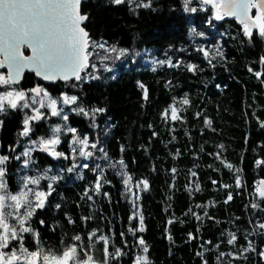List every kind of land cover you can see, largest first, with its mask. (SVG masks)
<instances>
[{"label":"trees","instance_id":"obj_1","mask_svg":"<svg viewBox=\"0 0 264 264\" xmlns=\"http://www.w3.org/2000/svg\"><path fill=\"white\" fill-rule=\"evenodd\" d=\"M145 3H83L90 42L104 45L89 48L83 79L43 85L25 75L27 91L40 86L53 97L78 98L64 108L67 127L77 132L59 134L57 150L69 158L36 151L24 171L27 141L50 137V126L32 122L25 137L28 111L1 114L8 189L19 191L28 173L44 176L45 192L52 185L45 209L37 208L30 220L45 250L59 251L76 235L87 247L95 232L109 237L110 252L120 250L108 264H264V198L258 190L264 180V37L254 30L249 38L243 25L215 20L211 9L185 11L184 0ZM113 48L128 54L114 64L103 60ZM148 59L175 66L152 67ZM80 107L87 115L74 111ZM96 108L104 111L93 115ZM84 136L97 148L90 158H73L72 137ZM249 242L254 251H244ZM24 243L37 247L30 234ZM103 246L96 241L91 252L97 261L104 259Z\"/></svg>","mask_w":264,"mask_h":264},{"label":"snow or ice","instance_id":"obj_2","mask_svg":"<svg viewBox=\"0 0 264 264\" xmlns=\"http://www.w3.org/2000/svg\"><path fill=\"white\" fill-rule=\"evenodd\" d=\"M123 2L124 0H114L116 4ZM80 3L81 0H0V68L7 67L8 70L7 75L0 72V85L17 84L26 68L33 70L37 76L44 80L83 79L80 73L89 66V57L92 55L89 48H103L104 45H96L90 42L88 32L81 27L87 16L80 14ZM190 3L191 0H184V10L195 12L196 8L188 7ZM200 3L212 8L215 20H223L226 16L236 17L243 25L246 36L251 38L253 30H256L261 37H264V0H200ZM150 6L151 0L143 4V7ZM253 10H255V14H253ZM26 49L30 51V55L25 54ZM111 51H119L120 55L125 53V50L122 49L113 48ZM261 59L264 61V57ZM158 63H168L170 66H175L171 65L170 60L158 61ZM191 67L194 68L195 66ZM261 75L260 72L256 73L257 77ZM28 92L35 94V96L41 94L49 96L48 107L51 116L60 117L64 121L68 120V115L63 113L62 108L58 110L57 100L51 98L46 90L36 86L29 89ZM35 96L30 97L23 90L5 91L0 94V113L5 110V100H7L10 108H27L29 104L25 101L34 100ZM145 98H147L146 91ZM77 99L76 96H64L62 101L64 104H68L69 102L75 103ZM183 103L187 104L188 100L185 99ZM41 107L44 105L41 104ZM34 111L35 115L25 117V128L21 135L28 136L32 131L28 126L30 121L45 118L39 109H34ZM74 111L87 115L82 107L74 109ZM102 111L104 109L96 108L92 110V114L95 115L96 112ZM171 118L173 120L178 119L175 107L172 108ZM51 131L53 134L49 138L41 137L39 141H32V143H38L42 151L48 152L54 157L69 158L65 156V153L55 151V146L61 142L57 135L61 132V125H56ZM67 131L76 133L77 129L68 127ZM72 143L74 145L78 143L81 157H92L91 151L86 152L84 150L86 146H89L87 136L75 137ZM90 147L95 149L97 144L92 143ZM99 150L104 151L102 147ZM72 151L76 153L77 148H73ZM22 155L28 156L29 152L26 151ZM106 156L105 153V158ZM16 158L19 159L20 157ZM7 160V156H0V264H108L109 257L115 258L121 254L119 249L115 253L110 252L109 237L97 236L95 232L88 237L89 244L87 247L83 244V238L76 235L72 238L73 243L63 244L59 251L51 248L45 250L39 233L31 227L30 220L36 208L44 207L47 197L53 191L52 185H48L47 192L34 191L28 185H38L39 179L25 177L23 178L22 189L12 193L4 180L6 169L2 167ZM24 163L27 166L28 161L25 160ZM119 163L123 165L124 162L121 160ZM75 167L87 168L88 164L73 165L67 171L71 172ZM193 175L195 174L193 173ZM50 179L55 181L57 177L53 176ZM143 183L147 186L146 181ZM100 186L99 181H97L96 188L99 189ZM260 195L264 198V191ZM30 197H34V199ZM253 207H257V205L254 204ZM140 222L142 225V218ZM259 227L264 229V224L259 225ZM140 230L142 231L143 228L141 227ZM25 234H30L36 242L35 250H29L25 246ZM230 237L228 243L233 244L236 236L231 233ZM96 241L103 242V261H97L91 254ZM139 243L145 244L143 239H140ZM249 250H255L252 248L251 242H249V247L244 249V251ZM143 251L147 252L148 248L145 246ZM260 255L264 257V252H261ZM138 264H141L139 260Z\"/></svg>","mask_w":264,"mask_h":264},{"label":"rangeland","instance_id":"obj_3","mask_svg":"<svg viewBox=\"0 0 264 264\" xmlns=\"http://www.w3.org/2000/svg\"><path fill=\"white\" fill-rule=\"evenodd\" d=\"M194 2V3H193ZM191 4H194V8H199L200 10H205V11H208V10H210L211 9V12H212V14H213V10H212V8L209 6V5H201V3H200V0H191V3H190V5ZM195 4H197V5H195ZM108 54H110V55H108V56H106L107 57V59H105V57H103V60H111V64H114V62H116V61H118L119 59H120V57H122V56H125V55H127L128 53L127 52H125L123 55H120L119 54V51H117V52H111V53H108ZM148 61V63L152 66V67H155V66H157V64H158V62H156L154 59H148L147 60ZM101 63L103 64V65H106L104 62H102L101 61ZM109 64V63H108ZM108 66L109 65H106V67L108 68ZM96 68L98 67L97 65L95 66ZM44 89V88H43ZM45 90V89H44ZM26 93H28V95L31 97V96H35V94H32V93H30V92H28L27 90L25 91ZM50 95V94H49ZM65 95H62V96H59V97H53V96H51L50 95V97L51 98H53V99H56L57 100V108H58V110L60 109V108H62L63 109V113L64 114H66V111H64V108L65 107H67V106H70L71 104H72V102H69L68 104H64L63 103V101H62V98L64 97ZM5 102H7V100H5L4 101V103ZM26 103H28L29 104V107H27V108H21L22 109V111L23 112H25V111H28L29 112V117H31V116H33V115H35L36 113H35V111H34V109H39V111L44 115V117L45 118H43V119H40V120H35V121H37V122H41V121H45L49 126H50V136L53 134L52 133V131H51V129L52 128H54L56 125H61V132H62V130H64L65 132H67V125H66V123H65V121L64 120H62L60 117H56V116H51V114H50V108L48 107V105H49V103H50V100H49V96H44L43 94H41V95H39V96H35V99L33 100V99H28V100H26L25 101ZM41 104H43L44 105V107H41ZM18 108V107H17ZM11 109H13V108H11ZM25 113H24V116H23V120L25 119ZM35 121H30L29 122V127L31 126V123L32 122H35ZM24 128H25V125H24ZM60 132V133H61ZM31 133V132H30ZM60 133H57V135L59 136V134ZM30 135V134H29ZM28 135V136H29ZM25 137H27V136H25ZM60 137V136H59ZM49 138V137H48ZM75 137H72V141H73V139H74ZM39 139L40 138H38V139H36V140H29V141H27V148H26V150L24 151V152H26V151H28L29 152V155L28 156H24V158H25V160H27L28 161V164H27V166L30 164V166H31V164L34 162V160H35V157H34V153L36 152V151H39V152H43L42 150H41V146L37 143V144H33L32 143V141H39ZM47 139V138H46ZM72 143V142H71ZM60 145V143L58 144V145H56L55 146V151H57V152H59L57 149H58V146ZM90 143H89V146H86L85 147V151L87 152V151H91L92 152V149L93 148H91L90 147ZM73 148H77V151H76V153H73V151H72V154H73V158H78L77 156H80L79 155V145H78V143L77 144H75V145H73L72 144V147H71V150H73ZM31 150V151H30ZM54 159H57V157L56 158H54ZM83 159H84V157H83ZM7 165V161L5 162V164L4 165H2V167L3 166H6ZM23 169L22 170H24V171H27L30 167H26V165H25V163L23 162V167H22ZM27 173V172H26ZM33 175H31L30 173H28V175H26V174H23L24 176L22 177V180H23V178H25V177H33V178H38L39 179V184L38 185H33V184H29L28 185V187L29 188H31V189H33L34 191H44L43 190V183L42 182H44V176L43 175H39V174H34V173H32ZM4 180L6 181V177L4 176ZM22 185H23V183H22ZM22 185H20V189H19V191L22 189ZM128 187H127V190H131L132 189V184L130 183V182H127V184H126ZM259 190V193H261L262 191H264V189H261V188H259L258 189ZM45 192V191H44ZM30 198H33L34 199V197H30ZM37 210V208L35 209V211ZM35 213V212H34ZM139 261L141 262V259H139ZM136 264H138V261H137V263ZM142 264V263H141Z\"/></svg>","mask_w":264,"mask_h":264},{"label":"water","instance_id":"obj_4","mask_svg":"<svg viewBox=\"0 0 264 264\" xmlns=\"http://www.w3.org/2000/svg\"><path fill=\"white\" fill-rule=\"evenodd\" d=\"M86 1H87V0H81L80 6H79V11H80V14H81V15H83V14H82V5H83V3H85ZM253 11H254V10H253ZM226 18L229 19V20L234 19L239 25H241L240 22H239V20H238L236 17L226 16ZM87 20H88V17H87V19L84 20V21L82 22V24H81V27H83L84 29H85V25H86V23H87ZM85 31H87V30L85 29ZM253 31H254V30H253ZM87 32H88V31H87ZM88 34H89V32H88ZM89 38H90V34H89ZM26 51H27V54H26V55H30V51L27 50V49H26ZM5 68H6V70H7V67H5ZM89 68H90V59H89V66H88L86 69H89ZM0 71H1V68H0ZM7 71H8V70H7ZM27 73L33 74V75H34V76H35V77H36V78H37V79H38L43 85H54V84H57L58 82H68V81H72V80H74V78L71 79V80H67V81L62 80V79H56V80H44L42 77L37 76L33 70L26 68V69H24L23 74H22V76H21L19 82H18L17 84H14V85L21 84V83L23 82L24 77H25V75H26ZM82 73H83V71L80 73V75H82ZM0 87H1V85H0ZM42 153H43L44 155L49 156V157L56 158V157H54L53 155H50L48 152L43 151ZM260 188H261V189H264V180H261V181H260ZM39 209L43 211V210L45 209V204H44V207H43V208H39Z\"/></svg>","mask_w":264,"mask_h":264},{"label":"flooded vegetation","instance_id":"obj_5","mask_svg":"<svg viewBox=\"0 0 264 264\" xmlns=\"http://www.w3.org/2000/svg\"><path fill=\"white\" fill-rule=\"evenodd\" d=\"M253 14H255V11L253 12ZM25 54H27V51L25 50ZM0 72H3L5 73V75H7V70L6 68H1V71ZM24 81V80H23ZM13 89H16V90H23V91H26L25 90V87L23 85V82L21 84H18V85H13V84H9V85H1L0 87V94H3L5 91H12ZM5 110L3 113H0L1 114H6L8 113L9 109H11L9 106H8V103L5 102ZM18 109L22 110L20 107H18ZM23 112V111H22ZM2 132L1 128H0V133ZM22 139H23V142H24V138L22 136ZM4 167V166H3ZM6 176V175H5Z\"/></svg>","mask_w":264,"mask_h":264}]
</instances>
